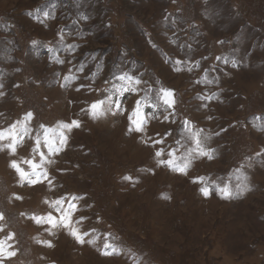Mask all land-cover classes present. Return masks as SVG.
I'll return each instance as SVG.
<instances>
[{"label":"rangeland","instance_id":"rangeland-1","mask_svg":"<svg viewBox=\"0 0 264 264\" xmlns=\"http://www.w3.org/2000/svg\"><path fill=\"white\" fill-rule=\"evenodd\" d=\"M0 133L3 264H264V0H0Z\"/></svg>","mask_w":264,"mask_h":264},{"label":"snow or ice","instance_id":"snow-or-ice-1","mask_svg":"<svg viewBox=\"0 0 264 264\" xmlns=\"http://www.w3.org/2000/svg\"><path fill=\"white\" fill-rule=\"evenodd\" d=\"M61 63H62V61H61ZM122 79H123V77H122ZM160 92H161V99L163 100L164 104L169 106V107H172L175 103L174 92L172 90L163 89V88L160 90ZM102 104H103V101H98V102L93 103L91 105V115L93 118H96L98 116L103 115V111L101 110ZM138 104H139V102H137V105ZM117 107H119V105H117ZM26 116H27V118L30 119L32 116V113H27ZM134 116H135V118L129 117V119L131 120V124L134 126V130L137 132L143 131V124L145 123V118L143 115H141L139 106H137V108L135 109ZM61 127L71 130L74 127H79V121H72L71 123H64L61 125ZM130 130H132V129H130ZM10 135H11L12 141L10 143L4 145L3 147L7 148L13 154H15L16 144L18 143V141L16 140L14 133H11ZM3 138H5V137L3 136L2 133H0V139H3ZM44 141H45V144H46L48 151L50 153H55V152H58L60 150L59 148H57L55 146L54 141L48 135H45ZM66 143H67V137L64 136L63 133H61L60 144L65 145ZM197 145L199 146V140H197ZM36 147H37V149L40 148L39 140L36 141ZM199 154L203 155V156H209V153L203 152V151H201ZM170 155H174V154L170 153ZM39 156H40L41 161H47V157L43 151L39 152ZM156 156L157 157L162 156V152L158 151L156 153ZM48 162H50V161H48ZM159 162L161 164H166L169 167H174V169L176 171H179L181 173H185L186 168L188 167V164H185V166H183V167H175L173 159L160 160ZM25 163H28L30 165L31 170H32V174H34V178H30V174L28 172H26L16 160H12L10 163V166L13 169H15V171L19 174V176L22 180L28 179L29 183L35 185L38 183H43V180L41 179L42 176L44 179H47L48 173H47L46 169H43L42 164H37L33 160H27V161H25ZM125 179H130V178L125 177ZM223 191H224L225 196L229 195L227 189H224ZM201 192L205 196L209 195V190L207 188H202ZM20 198L21 197H17V199H20ZM60 203H61V201H59V200L56 201L55 206H58ZM73 207H74V205H73ZM59 210L60 209L57 207V211H59ZM3 219H4L3 213H0V221H2ZM32 219L37 224L47 223L49 225H52L53 227H55L58 222L63 223L66 227L69 226V224H70L69 216L67 214L62 215L59 218H57L51 212H49L46 217L45 216H33ZM0 231H3V227H0ZM71 234L79 242H81V243L84 242L82 236L78 233L77 230L73 229ZM12 238H13V234H8V236L5 240H0V258H11V257H14L16 255L15 251L9 250V245L7 243L8 240H11ZM90 243H91V241H90ZM49 246H51V245L49 244ZM0 264H3V259H0Z\"/></svg>","mask_w":264,"mask_h":264}]
</instances>
